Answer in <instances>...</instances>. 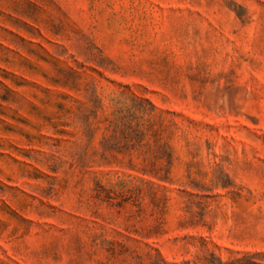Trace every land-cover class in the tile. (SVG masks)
<instances>
[{"label":"rangeland","instance_id":"obj_1","mask_svg":"<svg viewBox=\"0 0 264 264\" xmlns=\"http://www.w3.org/2000/svg\"><path fill=\"white\" fill-rule=\"evenodd\" d=\"M0 264H264V0H0Z\"/></svg>","mask_w":264,"mask_h":264}]
</instances>
